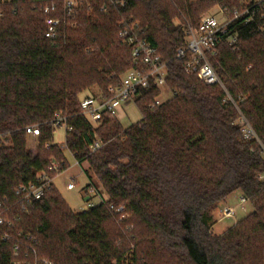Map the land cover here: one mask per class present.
<instances>
[{
    "label": "trees",
    "instance_id": "1",
    "mask_svg": "<svg viewBox=\"0 0 264 264\" xmlns=\"http://www.w3.org/2000/svg\"><path fill=\"white\" fill-rule=\"evenodd\" d=\"M126 1L87 0L51 41L46 20L63 18L62 0H0V217L11 223L0 224V264L36 257L54 264H264V20L235 21L236 47L221 44L211 60L238 111L222 88L185 72L177 51L187 27L174 20L197 26L214 4L233 13L253 0ZM125 21L139 25L167 64L173 97L150 110L161 90H142L141 121L123 128L105 118L95 128L80 114L78 96L94 85L107 93L134 68L119 37ZM240 113L258 140L244 137ZM56 115L72 127L64 148L54 144ZM31 127L39 133L35 153ZM95 138L103 146L92 152ZM66 150L88 165V186L99 184L103 204L75 213L55 185L31 202L16 194L52 161L66 171ZM235 193L253 211L216 236L219 214Z\"/></svg>",
    "mask_w": 264,
    "mask_h": 264
},
{
    "label": "built area",
    "instance_id": "2",
    "mask_svg": "<svg viewBox=\"0 0 264 264\" xmlns=\"http://www.w3.org/2000/svg\"><path fill=\"white\" fill-rule=\"evenodd\" d=\"M5 1V0H3ZM63 2V18H48L46 20L45 37L51 41L57 40L61 36V29L68 26V20L74 19L82 8H85L87 0H62ZM114 6H125L126 0H111ZM55 5L52 7L53 10ZM91 11V8L89 7ZM102 11H106V7H101ZM222 20L216 16H210L202 19L197 26L188 25L186 28L185 46L177 51V58L184 61L185 72L188 75H195L206 86H218L225 92V101L232 103L235 108L240 111L238 103L232 98L226 89L223 81L213 67L211 60L217 57L218 47L221 44H227L234 48L238 43V35L230 30V26L240 18H244L246 23H250L256 16L264 20V0H253L247 2L241 9H235L231 13L227 9L220 8ZM45 13L50 12V8H46ZM119 37L123 44L131 49V56L134 68L125 73L121 77V82L116 87H110L107 93L99 91L97 97L87 96L80 99V114L93 126H98L105 118L119 120L125 115L124 106L134 103L137 107V100L140 98L142 90H148L156 87L161 90L167 88V64L162 61L158 50L151 46L143 37L142 31L138 24L131 22H121L119 24ZM159 97L155 102L150 104L149 109L154 110L161 106ZM239 124L246 139L258 140V136L247 121L240 113ZM54 127H64L66 135L72 131V127L68 123V119L61 115H56L53 122ZM28 136L33 138L35 142L39 133L37 127L28 129ZM103 144L99 139L95 138L90 146L92 152L102 148ZM77 165L78 162H76ZM63 163L52 161L47 171L41 172L36 183L23 185L16 189V194L23 197L27 202L41 199L46 192L54 185L53 175L56 178L62 174ZM66 189L73 191L76 189V179L71 178ZM82 191L83 197L86 198L85 210H89L105 202L101 191L93 185H87ZM98 200L97 203L95 200ZM239 206L243 207L248 201L241 197ZM2 208V203H0ZM236 208L224 207L222 213L225 218H233L236 214ZM123 208H118L117 213H122ZM122 216L121 219H124ZM0 224L11 226L10 222H6L5 218L0 217ZM8 235H4L3 240L7 241ZM36 254V251L33 250ZM20 252V246L15 248V255ZM15 264H54L53 262L35 258L33 262H16Z\"/></svg>",
    "mask_w": 264,
    "mask_h": 264
},
{
    "label": "rangeland",
    "instance_id": "3",
    "mask_svg": "<svg viewBox=\"0 0 264 264\" xmlns=\"http://www.w3.org/2000/svg\"><path fill=\"white\" fill-rule=\"evenodd\" d=\"M191 1H200V0H191ZM206 1V0H204ZM228 0H226L227 2ZM242 1V0H241ZM229 2V1H228ZM244 2V1H242ZM231 5H234L233 0L230 3ZM222 8L220 6V3L217 5H212L209 9L205 10L204 13L199 17V20L210 16H216L219 20L223 19V16L221 15ZM175 18V23L177 25L184 22V27H187L188 25L192 24L191 20H187L185 17ZM99 95V88L98 86L94 85L87 89H85L82 93L79 94V99H83L87 96L97 97ZM173 97L172 92L168 88H163L162 92L159 96V101L164 104L165 102L169 101ZM124 112L125 115L123 117L119 118L120 124L123 128H128L132 125L137 124L142 119V114L140 113L139 109L135 106L134 103L124 106ZM99 126H95L97 128ZM65 140H66V131L64 127L56 128L54 133V144L60 145L64 148L65 146ZM28 142L30 149L35 153L37 150V143L33 138L28 136ZM65 155L69 164V168L64 171L62 174H60L57 178H55V186L58 192L61 194L62 198L65 200L66 204L69 206V208L75 212V213H82L85 212V206H86V198L83 197L82 191L90 182V179L87 177V174L84 173V170L87 171L88 165H77L75 159L73 156L66 150ZM71 178L76 179V189L73 191H69L66 189V186L68 182H70ZM94 183L97 181L93 179ZM99 190L102 192V188L97 185ZM104 193V192H103ZM241 194L235 193L229 196L227 199V202L231 206H235L240 204ZM97 199L95 202L97 203ZM232 208V207H231ZM234 208V207H233ZM238 209V210H237ZM247 209V210H244ZM237 212L233 218H225L223 213L220 212L219 214V220L218 223L213 228V234L216 236H220L225 234L230 228L233 227V225L238 222L239 220H242L248 214H250L253 211L252 205L247 202L243 207L237 206L235 209Z\"/></svg>",
    "mask_w": 264,
    "mask_h": 264
},
{
    "label": "crops",
    "instance_id": "4",
    "mask_svg": "<svg viewBox=\"0 0 264 264\" xmlns=\"http://www.w3.org/2000/svg\"><path fill=\"white\" fill-rule=\"evenodd\" d=\"M54 185H55V181H54ZM239 205V204H238ZM238 205H235V206H231L227 201L226 203L224 204V207H234L236 208ZM238 210V209H237ZM244 210H247V209H244ZM237 212V211H236Z\"/></svg>",
    "mask_w": 264,
    "mask_h": 264
}]
</instances>
